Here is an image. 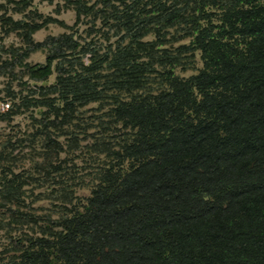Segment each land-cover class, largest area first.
<instances>
[{
  "label": "trees",
  "instance_id": "1",
  "mask_svg": "<svg viewBox=\"0 0 264 264\" xmlns=\"http://www.w3.org/2000/svg\"><path fill=\"white\" fill-rule=\"evenodd\" d=\"M0 79V264H264L260 0H0Z\"/></svg>",
  "mask_w": 264,
  "mask_h": 264
},
{
  "label": "rangeland",
  "instance_id": "2",
  "mask_svg": "<svg viewBox=\"0 0 264 264\" xmlns=\"http://www.w3.org/2000/svg\"><path fill=\"white\" fill-rule=\"evenodd\" d=\"M260 2L264 4V0H260ZM35 7L40 13L44 15H52L54 5H46L44 3H35ZM56 18L59 20H62L66 25H71L73 22V14L71 12L60 13ZM62 32H64L63 29H60L56 26H49L46 30H41V31L36 32L33 35V40L36 42H39V41H42L43 38L47 35L55 36ZM147 39L150 40L151 38L148 37ZM187 42L188 40H184V41H181L179 44H186ZM16 43L17 41L12 35H10L9 37L3 40L4 45H8V44L15 45ZM43 61H44V55L42 53L31 54L29 58L27 59V62L30 64H35V63L41 64L43 63ZM194 67L195 69H199L201 67V63L198 59L197 54H195V57H194ZM194 73L195 71H192V70L182 72L179 69H175V74L182 78H186ZM52 80H53V76L49 78L48 83L52 82ZM5 82L6 81L4 79H0V89L4 86ZM0 98L3 100H6L3 94H0ZM95 111H96V105L90 104L84 108L83 117L96 114L97 112ZM29 128H30V125L27 119V114L15 116L8 122H0V142L3 141L6 137H12L13 139L21 138V136L24 137L25 135H23L22 132L28 133L30 131ZM92 131L93 129L88 130L89 133ZM89 143H90V140L80 142V149L74 153V155H77L78 157V159L74 160V163L76 164V167L79 171L78 174H79L80 179L83 180L81 187L77 188L75 191V195L79 199L86 198L89 195V189H90L89 186H90L91 181H90V176L86 174H88L87 172H89V170L91 169H88V166L89 168H95L98 162L102 160V157L95 158L96 160H94L93 157H89L88 155L84 153L86 152L84 145L89 144ZM24 152H26V150L23 151V153ZM78 152H81V153H78ZM60 158H64V155L63 154L60 155ZM34 192L37 193V192H43V191L37 190ZM34 206L40 207L42 210H49L50 208V205L47 201L37 202L35 203ZM4 243L5 241L3 239L2 233L0 232V245Z\"/></svg>",
  "mask_w": 264,
  "mask_h": 264
},
{
  "label": "built area",
  "instance_id": "3",
  "mask_svg": "<svg viewBox=\"0 0 264 264\" xmlns=\"http://www.w3.org/2000/svg\"><path fill=\"white\" fill-rule=\"evenodd\" d=\"M9 108V103L0 101V113L7 111Z\"/></svg>",
  "mask_w": 264,
  "mask_h": 264
}]
</instances>
